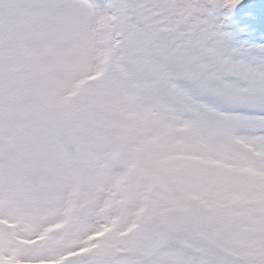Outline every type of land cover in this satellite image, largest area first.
Listing matches in <instances>:
<instances>
[{"label":"snow or ice","instance_id":"1","mask_svg":"<svg viewBox=\"0 0 264 264\" xmlns=\"http://www.w3.org/2000/svg\"><path fill=\"white\" fill-rule=\"evenodd\" d=\"M37 87L0 145V264H264V0H0V135ZM106 97L123 121L84 143Z\"/></svg>","mask_w":264,"mask_h":264},{"label":"rangeland","instance_id":"2","mask_svg":"<svg viewBox=\"0 0 264 264\" xmlns=\"http://www.w3.org/2000/svg\"><path fill=\"white\" fill-rule=\"evenodd\" d=\"M45 103V92L37 87L22 100L12 121L11 130L0 135V145L10 160L14 161L21 155L24 133L40 118ZM122 121L120 108L115 105L113 98L106 97L98 104L74 113L71 132L84 143L94 144L106 138ZM75 163V161L53 158L49 163L35 167L32 171L37 194L42 197L55 195L58 174Z\"/></svg>","mask_w":264,"mask_h":264}]
</instances>
